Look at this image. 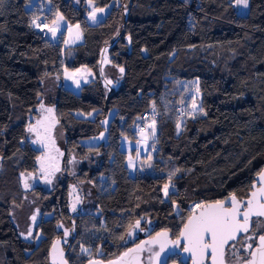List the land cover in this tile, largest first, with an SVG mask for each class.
<instances>
[{
    "label": "trees",
    "instance_id": "trees-1",
    "mask_svg": "<svg viewBox=\"0 0 264 264\" xmlns=\"http://www.w3.org/2000/svg\"><path fill=\"white\" fill-rule=\"evenodd\" d=\"M45 1L0 0V264H49L55 238H62L69 264L90 259L73 254L75 244V251L94 250L93 257L108 260L126 248L122 239L138 220L142 229L153 226L150 234L165 229L175 238L192 204L248 195L264 165V0H248L246 14L238 13L235 0H118L97 25L85 20V0H47L48 14L40 8ZM93 1L102 7L113 0ZM56 13L83 32L65 59L63 35L56 42L40 39L32 26V19L47 24ZM105 53L124 69L115 89L105 84ZM63 64L91 71L79 93L63 84ZM50 77L49 115L38 107ZM185 82L196 83L200 115L186 114L179 91ZM111 110L106 141L83 144L104 129ZM153 121L156 137L149 135L146 153L153 172L130 176L120 137H135L134 125ZM53 135L59 178L50 175L52 157L41 148ZM71 155L77 161L72 174ZM169 181L173 188L164 196ZM29 195L41 217L26 239L13 208ZM46 213L52 214L43 218ZM260 225L253 218L251 230L227 247V261L248 257L242 242L251 235L246 243L254 246ZM173 260L188 264L176 254L167 264Z\"/></svg>",
    "mask_w": 264,
    "mask_h": 264
},
{
    "label": "rangeland",
    "instance_id": "rangeland-1",
    "mask_svg": "<svg viewBox=\"0 0 264 264\" xmlns=\"http://www.w3.org/2000/svg\"><path fill=\"white\" fill-rule=\"evenodd\" d=\"M34 2L38 3V0H34ZM74 2L79 3V0H74ZM32 3L27 5V7L32 6ZM114 3H118V0H113L109 4H106L101 7V6H96L93 0H91V3L89 2V0H85V6L87 9L86 16H85L86 22L89 25H97L98 22H100L101 20L105 18L106 14L109 12L110 8L112 7ZM234 5L236 6L238 13L240 14L247 13L248 4L246 7L243 5L237 6L234 1ZM40 8L44 9L45 13L48 14L50 10L49 1L46 0L44 2V5L43 6L41 5ZM94 8L104 9L103 12L96 13L97 20L95 21L89 17V13ZM42 14H44V12ZM61 16L63 17V19L59 20V17ZM34 20L37 23V18L32 19V26H34L33 24ZM54 21H58L60 25L55 36H53L52 33L48 31V28L54 26L53 24ZM77 25L79 24L78 23L69 24L67 20L64 18V16L60 13H56L53 20H49V19L47 20L45 31H46V38L49 41L56 42L58 41L59 37L63 35V53H62L63 59H65V57L67 56V52H68L67 50H69L74 45L79 44L83 41L82 28L80 25L77 28ZM34 27L36 28V26ZM102 68H103L105 78H106L105 84L108 87H111V89H115L118 85V77L120 75V68H118L117 66H113L108 62L106 53L104 54ZM61 70H62L63 84L75 93H79L81 86L88 83L93 78L91 71L83 66L78 67L76 69H69L63 64L61 66ZM77 81H79V86H77V83H76ZM109 81H111V83H109ZM53 83H54L53 77H50L45 81V85L43 88L44 91L42 93L40 106L38 107L39 112L43 110L44 112H48L49 115L51 113L48 111V109H51L53 107V102H50V100L51 98L54 99ZM180 88H182V92L185 96L184 101L187 103L186 114L190 115L191 117L202 114L198 107V104H196L197 95H198L196 83L185 82L181 84V87H179V91H180ZM193 102H195L196 104L195 110L193 109ZM113 113L114 111L111 110L106 116V118L102 120L104 129L98 135L92 136L89 138H83L81 142L85 145H93V146H97L99 144L104 143L106 141V135H107L106 130H107L108 121L112 117ZM74 114L76 116H80L82 118H87V119H92L94 116V112H90L89 114H84L82 112L77 111V112H74ZM152 124L153 123H147L144 128H141L139 124L134 125L133 130H135V134H136L135 137H131L128 135H123L120 137L119 146H120V149L125 151L126 153L125 165L127 167V171L130 176H134L137 173L143 174V173L153 172L152 162L146 158V153L148 151V146H149L148 138L147 140L144 139V136L149 137L150 134L152 135L153 138L156 137V132L153 133L150 127ZM55 139H57L55 138V135L46 138L45 139L47 141L46 145L41 148H44L46 153L49 152V154L52 157V161L50 164V167H51L50 175L53 178L55 176L59 178V174L61 171V157H60L61 153L59 150H57V143L55 142ZM130 160H131V165L129 164ZM76 162L77 161H75L73 156L71 155L67 163V166L69 167V172L71 174L75 171V168L77 166ZM179 174L180 173L177 172L176 174L171 175L172 178L174 177L172 179V182H174V180L179 176ZM27 179H28V182L29 180L32 182V178L30 176H28ZM172 182L169 181L168 191H170L173 188ZM163 194H164V187H163ZM173 206L175 205L173 204ZM13 209L15 211L14 218L20 229V233L22 237L26 239H31V235L33 234V226L35 225L36 221H38V219L41 217L39 206L38 204H36V199L32 195H29L28 197L25 198V202L23 206L17 209L16 208H13ZM51 214L52 213H46L44 214L43 218H48L51 216ZM33 215L36 216L35 221L32 220ZM29 232H31V235H29ZM35 237H36L35 240L38 241L41 238V234L37 232ZM75 245L73 246L75 247L73 249V254L75 253L79 257L93 258L94 250H88V249L83 248L81 251L78 252V251H75L77 250V248H79L78 244H75ZM168 264H178V263L175 260H173L172 262Z\"/></svg>",
    "mask_w": 264,
    "mask_h": 264
},
{
    "label": "snow or ice",
    "instance_id": "snow-or-ice-1",
    "mask_svg": "<svg viewBox=\"0 0 264 264\" xmlns=\"http://www.w3.org/2000/svg\"><path fill=\"white\" fill-rule=\"evenodd\" d=\"M91 3V0H89ZM237 6L243 5L247 6L248 0H235ZM104 9H93L89 13V17L92 20H97L96 13L103 12ZM63 17H59L62 20ZM34 26L40 27L36 21H33ZM54 26L48 28V31L52 33L53 36L59 28L58 21L53 22ZM79 25H77V28ZM79 38V37H77ZM130 39V38H129ZM79 71V70H77ZM123 72L124 69L120 68ZM79 86V81L76 82ZM111 83V81H109ZM198 91V89H197ZM193 109H196V104L193 102ZM49 112L52 109H48ZM201 111H203L201 109ZM152 132H155V122L150 126ZM180 125L177 124V129L179 130ZM33 126H29L28 131H35ZM147 136L144 139L147 140ZM131 165V160L129 161ZM23 176V173L21 174ZM171 175L169 180H171ZM260 183L264 185V171L260 174ZM25 187H28L25 183ZM169 185H164V194L168 195ZM195 209H200L199 213L196 214ZM264 217V186L251 192L250 197L246 201H241L236 198L233 194L227 200H216L211 203H200L193 209V214L189 215L187 222L184 224L183 230L180 232V236L186 240V245L184 247L185 252H191L194 259V264H201L202 258L205 255H210L212 258V264H225V249L229 246L230 241H235L240 233H248L250 231V222L252 218ZM32 220H36V216H32ZM140 221H136L133 227L139 228ZM264 227V225H260ZM67 234V233H66ZM31 235V232H29ZM164 236L167 237V232L157 233V237ZM252 240V236H245L242 246L247 249H252L253 245L251 243H246ZM156 239L144 243H157ZM171 243H179V240L173 241ZM233 249L234 245H231ZM55 249V245L53 246ZM166 248V243L160 244V251L154 253L155 258L159 261L161 252H164ZM142 247L138 246L137 249H130L129 251H142ZM151 251V249H149ZM62 255V253H61ZM127 255V254H125ZM251 259L246 260L245 264H264V235H259V244L256 246L254 251L249 253ZM151 259V257H150ZM90 264H97V262H90ZM110 264H116V262H110Z\"/></svg>",
    "mask_w": 264,
    "mask_h": 264
},
{
    "label": "water",
    "instance_id": "water-1",
    "mask_svg": "<svg viewBox=\"0 0 264 264\" xmlns=\"http://www.w3.org/2000/svg\"><path fill=\"white\" fill-rule=\"evenodd\" d=\"M262 171H264V165L262 166L260 172L256 174L254 181L251 184V189L248 191V195L243 199H239L236 197L238 200L246 201L250 197L252 191H255L256 189L264 186L260 183V176H259V174ZM230 196H227L222 200H227ZM207 203H211V202H207ZM199 211L200 209H195L196 214H198ZM191 214H193V211L191 212ZM188 217L186 218L185 222L181 226L178 236L175 238H172L170 232L165 229L159 230L155 232L154 234H150V232L153 230V226H151L150 223H148L147 228L145 229H142L140 225H139V228L133 227L135 225L134 223L125 232V235L122 239V245L126 246V248L119 255H117L114 258L108 259V260H103L100 258V254L98 253L96 257L88 259L83 264H90V262H97V264H110V262H116V264H167V260L169 256L174 255V254L178 255L179 259L183 261V263L194 264L192 253L185 252L183 250L186 245V240L180 236V232L183 230L184 224L187 222ZM253 218H256V217H253ZM253 218H252V221L250 222V230L252 228ZM260 219L264 223V217H260ZM161 232H167V237H164V236L157 237V233H161ZM244 234L246 233H240L236 240H238V238ZM259 235H264V227L262 229V232ZM259 235L256 237L255 245L253 246L252 249L249 250V253L251 251H254L256 249V246L259 244ZM140 236L142 237L140 238ZM153 239H156L159 242L144 243V242L152 241ZM177 240H179L178 244L171 243ZM235 241H230L229 245ZM161 243H166V248L164 252H161L159 261H157L154 253L160 251ZM54 245H55V249L53 248ZM138 246H141L143 250L142 251H132V252L129 251L130 249H137ZM227 247L228 246H226V249ZM149 249H151V251H149ZM226 249H225V264H245L246 260L251 259L250 255L248 254V257L244 260L227 261L226 260ZM49 264H69L65 258V250L63 249L62 238H55L53 240L51 247H50ZM201 264H212L211 256L205 255L202 258Z\"/></svg>",
    "mask_w": 264,
    "mask_h": 264
},
{
    "label": "built area",
    "instance_id": "built-area-1",
    "mask_svg": "<svg viewBox=\"0 0 264 264\" xmlns=\"http://www.w3.org/2000/svg\"><path fill=\"white\" fill-rule=\"evenodd\" d=\"M38 24L40 25V27H36V32L38 33L40 39H44L46 38V31H45L46 23L44 20H39ZM184 109H185L184 105H181L180 112L183 113ZM180 112H178V114H180ZM142 117L143 118L147 117V114L143 113ZM194 208H195V204H192L191 209H194Z\"/></svg>",
    "mask_w": 264,
    "mask_h": 264
}]
</instances>
